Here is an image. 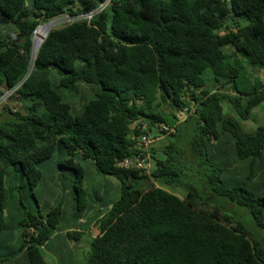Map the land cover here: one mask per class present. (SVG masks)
<instances>
[{
    "label": "trees",
    "instance_id": "16d2710c",
    "mask_svg": "<svg viewBox=\"0 0 264 264\" xmlns=\"http://www.w3.org/2000/svg\"><path fill=\"white\" fill-rule=\"evenodd\" d=\"M102 1L0 0V98L15 88L17 102L0 112V251L19 227L26 264H51L45 249L53 264H79L73 251L86 248V264H264V162L254 166L264 123L242 125L264 102V79L240 90L231 61L264 73V0H110L90 23L50 30L31 57L42 22ZM143 125L155 137L173 130L152 144L149 174L117 165L139 152ZM83 160L120 182L105 207L84 186ZM48 164L70 169L72 184L43 208L34 190ZM9 174L29 190L11 224ZM10 258L0 264H18Z\"/></svg>",
    "mask_w": 264,
    "mask_h": 264
},
{
    "label": "rangeland",
    "instance_id": "374dc122",
    "mask_svg": "<svg viewBox=\"0 0 264 264\" xmlns=\"http://www.w3.org/2000/svg\"><path fill=\"white\" fill-rule=\"evenodd\" d=\"M70 21H71V19L69 18V16L64 15L56 21L53 29L61 28L62 26H64L65 24H67ZM42 26H44V25H42ZM6 32H7L6 34H8L10 32V30L8 29ZM231 61L233 63L238 62V63L242 64V66L238 64V66L240 68L241 78H240L237 85H238L240 90L249 91V90L253 89L254 87H256L257 83L259 84L261 77L259 76V78H256L254 75H252V74H255V72H253V71L251 72V69H258V68L250 67L246 63H243V61L240 58L238 60L237 57H232ZM204 76L207 79V82H208L207 85L210 87L213 83V74H212L211 70L210 69L205 70ZM261 81H262V79H261ZM249 87H251V88H249ZM80 90H81V92L86 91V89H84L83 87H80ZM87 95L90 98L93 97L92 93H90V92H88ZM72 101L75 102L76 104H80L82 102L81 96L80 95L74 96ZM6 102H9L13 106H14V104L17 103V102L11 101L10 96L8 97ZM4 104L0 105V112L3 110ZM224 110L228 114L232 113L234 116L236 115L235 112L234 113L232 112V107L229 106L228 104H224ZM263 123H264V102L261 105L257 106L256 108L252 109L251 119L247 122H243L242 125L246 131H249L251 129H255V127L257 125L263 124ZM181 147L183 148V150H186L185 153L188 154L189 143L187 142V140L185 141L184 144L181 145ZM188 157L189 156L187 155V158ZM261 161L264 162V156H262L260 159L259 158L256 159L254 166L259 167V164ZM83 164H84V167L86 169V175L89 179V180L87 179L85 181L84 186L87 188L89 194L92 195V198H95L97 202H99V199H101V202H102V198L104 200H109L110 203L112 201H114L119 196L120 182L116 178L108 176V175H104L100 172L96 173V175H98L99 178H97L96 175H94L93 177L90 175L88 176V170L87 169L89 168V170H90L91 166H92V168L94 170L95 165L91 160H83ZM51 165H52L53 169L51 168L50 164L41 166V169L44 173V180L34 190L36 192V195L38 196L43 208L45 207L44 201H46V200L53 201L54 193L55 194L60 193L61 195L59 196V198L63 197V196L67 197L68 195L65 193L66 188L71 187V184H72V175L71 174H73V173L70 169L63 168V167L60 168L59 166H56V165L54 166L53 164H51ZM7 185H8V190H9V196L11 195L10 199H12V200L8 201L7 206H8V209L10 212L6 211L5 216H6L7 222L9 224H11L12 220L14 218H16L17 220H20V217H17L16 211L20 212L21 207L18 206L17 208H12L13 202L17 201V199H19L18 190H20L22 193H25L24 197H27L29 195V194H27V192L29 190L26 189V184H25L24 180L19 178L18 175H16V177H15L13 174H9L7 176ZM14 185L20 186V187L15 189L13 187ZM263 191H264V189H263ZM72 196H74V195H72ZM218 199H219L217 201L218 205L224 206V204H227V202L224 198H218ZM209 200H211V203H214L212 198ZM55 201H56V199H55ZM229 209L232 212L238 211V214H240L242 211H245V209H243V208L240 209L238 206H234L233 208H229ZM243 220H245L247 225L249 224V225L253 226V224H254L252 219L250 218V216L247 214V212H246V216ZM16 227H18V225H16ZM10 229H11V232L15 233V238L12 239L11 241H7L8 238L5 239L6 241L4 242V245L6 246V248L2 249L0 251V255L4 259L9 258V261H10L11 260L10 257L13 254L14 255L18 254V264H26L25 256L18 252V249L20 248V246L22 244V242L19 241V238H21V237H19L20 228L19 227L18 228L11 227ZM86 240H87V238H86ZM8 247L10 248V250L8 249ZM12 250H17L18 253H11L10 254L9 252ZM87 250H88V248H86V250H84V251H80V250L73 251L77 257V261L79 262V264H86L85 253L87 252ZM45 254L47 255L50 263L53 264L54 260L52 259V256L49 254V251L47 249H45Z\"/></svg>",
    "mask_w": 264,
    "mask_h": 264
},
{
    "label": "built area",
    "instance_id": "2783aa9c",
    "mask_svg": "<svg viewBox=\"0 0 264 264\" xmlns=\"http://www.w3.org/2000/svg\"><path fill=\"white\" fill-rule=\"evenodd\" d=\"M105 3L101 4L90 14H86L84 17L91 19L93 15L102 11L105 7ZM153 142V139L149 135L142 137V146L139 148V153L133 157H126L121 159L118 162V165L125 168H131L139 170L144 174H149L151 172V156L149 152L150 144Z\"/></svg>",
    "mask_w": 264,
    "mask_h": 264
},
{
    "label": "clouds",
    "instance_id": "9594fccd",
    "mask_svg": "<svg viewBox=\"0 0 264 264\" xmlns=\"http://www.w3.org/2000/svg\"><path fill=\"white\" fill-rule=\"evenodd\" d=\"M110 2V0H104V1H102V2H100L98 5H97V7L96 8H98L101 4H103V3H105L106 5H105V7H104V9L106 8V6L108 5V3ZM96 8H94V10L96 9ZM103 9V10H104ZM93 10V11H94ZM93 11H91V12H93ZM91 12H88V13H83V14H78V15H75V16H71V15H68L69 16V18L71 19V21L70 22H72V21H75V20H80V19H85V20H88L89 21V23H90V20L93 18V16H92V18L91 19H88V18H86V17H84L86 14H90ZM101 12V11H100ZM99 13V12H98ZM97 14V13H96ZM62 16H64V15H62ZM62 16H59V17H57V18H55V19H53V20H50V21H48V22H42L37 28H36V30L34 31V35H33V37H35V35H36V31H37V29L40 27V26H42V25H46V24H49V23H51L53 26H52V28H51V30L53 29V27L55 26V23H56V21L59 19V18H61ZM70 22H68V23H70ZM63 27V26H62ZM50 32V31H49ZM48 32V33H49ZM47 36V35H46ZM46 38V37H45ZM43 43V42H42ZM41 46V45H40ZM39 46V47H40ZM39 49V48H38ZM32 50H33V45H32ZM37 52H38V50H37ZM36 55H37V53H36ZM31 57L32 58H35V57H33L32 56V54H31ZM15 89V88H14ZM14 89H11V90H5L4 91V93L2 94V96H1V98H0V105H3L6 101H7V99H8V97L10 96V98H11V96H13V93H14ZM4 107V106H3ZM187 113L184 111V112H182V111H180L179 113H178V116H179V118H180V120H184L186 117H187ZM135 126V124L133 125V127ZM142 130L144 131V133L142 134V136L140 137V139H139V141H140V143L138 144V151H140L139 150V148L142 146V137L143 136H146V135H149L150 136V138L151 139H153V142L150 144V147H149V152H150V156H151V170H152V166H153V160H152V155H151V148H152V144L154 143V142H156L157 140H159L160 138H163V137H165L166 136V134H168V132L169 131H173L172 129H168L169 131L166 133V134H164L163 136H161V137H155V135L153 134L152 135V133L153 132H151V131H148L147 129H146V127H145V125H143L142 126ZM139 153V152H138ZM137 153V154H138ZM136 155V154H135ZM135 155H133V156H135ZM133 156H131V157H133ZM126 158V157H125ZM123 159V158H122ZM121 160V159H120ZM119 160V161H120ZM118 161V162H119ZM118 162H117V165H118ZM119 166V165H118ZM119 167H121V166H119ZM123 168H125V167H123ZM128 169H131V168H128ZM133 170H135V169H133ZM139 171V170H138ZM142 173V172H141ZM144 174V173H143Z\"/></svg>",
    "mask_w": 264,
    "mask_h": 264
},
{
    "label": "bare ground",
    "instance_id": "6f19581e",
    "mask_svg": "<svg viewBox=\"0 0 264 264\" xmlns=\"http://www.w3.org/2000/svg\"><path fill=\"white\" fill-rule=\"evenodd\" d=\"M52 27V24L49 23L44 26H40L35 35V42H34V54H36L40 44L42 43V40L46 37L47 33L50 31Z\"/></svg>",
    "mask_w": 264,
    "mask_h": 264
},
{
    "label": "crops",
    "instance_id": "0c3cea01",
    "mask_svg": "<svg viewBox=\"0 0 264 264\" xmlns=\"http://www.w3.org/2000/svg\"><path fill=\"white\" fill-rule=\"evenodd\" d=\"M261 79L263 80L264 79V73H262V75H261ZM264 81V80H263ZM88 170V176L90 175V176H94V175H96V173L98 172L97 171V169H96V167H95V169L93 170V168H92V166H91V169L89 170V168L87 169ZM96 171V172H95ZM96 177L97 178H99V176L98 175H96ZM88 179V177L86 178V180ZM89 180V179H88ZM113 183V182H112ZM105 203L108 205L110 202H109V200H104L103 198H102V203H101V206H104L105 207ZM8 236H9V234H8ZM12 236V234H10V236L9 237H11ZM19 237H21L20 236V234H19ZM7 238V237H6ZM8 240V239H7ZM19 241H22L21 240V238H19ZM66 244H67V242H66ZM68 246H69V244H68ZM56 263V262H55Z\"/></svg>",
    "mask_w": 264,
    "mask_h": 264
},
{
    "label": "water",
    "instance_id": "95a60500",
    "mask_svg": "<svg viewBox=\"0 0 264 264\" xmlns=\"http://www.w3.org/2000/svg\"><path fill=\"white\" fill-rule=\"evenodd\" d=\"M228 1H230V0H228ZM227 22H232V20H230V21H229V20H226V23H227ZM225 26H227V24H225ZM47 34H48V33H47ZM44 39H45V38H44ZM44 39L42 40V42L44 41ZM34 42H35V37H33V50H32V56H33V57H36V54H34ZM41 44H42V43H41ZM41 44H40V45H41ZM36 53H37V52H36Z\"/></svg>",
    "mask_w": 264,
    "mask_h": 264
}]
</instances>
